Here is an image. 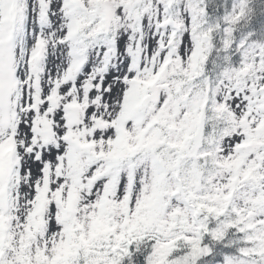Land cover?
Returning <instances> with one entry per match:
<instances>
[{
	"label": "snow or ice",
	"instance_id": "snow-or-ice-1",
	"mask_svg": "<svg viewBox=\"0 0 264 264\" xmlns=\"http://www.w3.org/2000/svg\"><path fill=\"white\" fill-rule=\"evenodd\" d=\"M0 264H264V0H0Z\"/></svg>",
	"mask_w": 264,
	"mask_h": 264
}]
</instances>
